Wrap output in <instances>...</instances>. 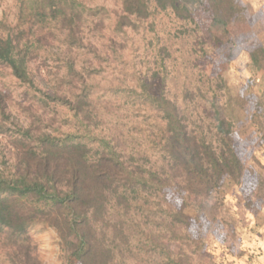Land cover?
I'll return each instance as SVG.
<instances>
[{
  "label": "rangeland",
  "instance_id": "obj_1",
  "mask_svg": "<svg viewBox=\"0 0 264 264\" xmlns=\"http://www.w3.org/2000/svg\"><path fill=\"white\" fill-rule=\"evenodd\" d=\"M229 1L234 11L227 20ZM82 2L86 10L75 19L71 41L54 23L39 29L21 18L18 0H0V37L35 49L28 63L34 86L0 62V174L12 170V141L25 130L38 137L78 129L66 106L41 98L58 87L68 93L62 79L72 87L83 79L93 132L109 137L126 159L165 171L129 211L111 212L128 238L112 264H241L249 232L264 234V0H148L150 15L130 17L122 27L121 0ZM175 7L187 9L188 17ZM69 66L76 74H68ZM142 84L174 102L188 130L217 155L226 157L232 147L242 173L213 187L170 168L161 150L164 121L141 98ZM179 211L186 222L172 221ZM29 235L42 264H65L68 252L54 230L35 226Z\"/></svg>",
  "mask_w": 264,
  "mask_h": 264
},
{
  "label": "trees",
  "instance_id": "obj_2",
  "mask_svg": "<svg viewBox=\"0 0 264 264\" xmlns=\"http://www.w3.org/2000/svg\"><path fill=\"white\" fill-rule=\"evenodd\" d=\"M18 1L20 17L31 20L32 26L41 29L54 23L59 29H67L69 39L74 41L75 19L83 17L86 10L82 0ZM233 5L229 1L224 10L227 20ZM121 6L119 27L127 24L130 17L146 19L150 15L148 0H121ZM174 9L178 15L188 17L187 9ZM92 11L89 9V13ZM34 50V45H19L10 37H0V62L28 86H34L28 69ZM68 74H76L72 66ZM82 80L78 81L79 87H72L71 80L62 79L60 85H68V93L58 87L53 95L41 98L42 103L49 100L66 106L78 124L76 131L33 137L25 130L12 141L17 151L12 170L7 175L0 174L2 264H42L29 235L35 226L56 232L68 252L65 264H112L120 245L128 247V238L111 212L129 211L137 196L156 186L165 173L164 168L159 173L146 169L133 157L126 159L109 137L93 132L96 121L92 102ZM141 88L143 101L156 109L164 121L161 150L170 168L199 176L213 187L223 186L242 173L232 147L227 145L226 157L223 153L217 155L203 136L188 130L185 116L174 102L149 93L145 84ZM218 130L224 138L229 135L221 124ZM43 149L53 151L52 155ZM170 217L176 223L188 220L180 211Z\"/></svg>",
  "mask_w": 264,
  "mask_h": 264
},
{
  "label": "crops",
  "instance_id": "obj_3",
  "mask_svg": "<svg viewBox=\"0 0 264 264\" xmlns=\"http://www.w3.org/2000/svg\"><path fill=\"white\" fill-rule=\"evenodd\" d=\"M259 232L260 231L256 233L249 232L248 244H246V254L244 255L245 260L241 264H264V234ZM46 235L47 234L45 233L41 234L40 238L44 240L46 239ZM251 237L254 238L253 242L250 239Z\"/></svg>",
  "mask_w": 264,
  "mask_h": 264
}]
</instances>
